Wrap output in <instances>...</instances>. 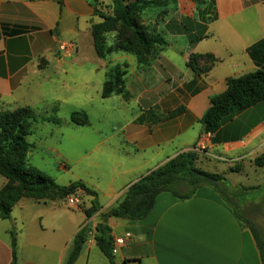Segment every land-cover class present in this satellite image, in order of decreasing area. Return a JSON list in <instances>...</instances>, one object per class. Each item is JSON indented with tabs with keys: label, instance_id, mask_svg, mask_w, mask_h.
<instances>
[{
	"label": "crops",
	"instance_id": "1",
	"mask_svg": "<svg viewBox=\"0 0 264 264\" xmlns=\"http://www.w3.org/2000/svg\"><path fill=\"white\" fill-rule=\"evenodd\" d=\"M96 1L0 0V108L31 107L49 117L63 103L60 91L102 73L106 77L101 61L89 66L78 60L82 44L94 47L92 25L102 22ZM154 1L158 32L170 39L185 35L189 43L166 47L150 66L139 64L133 72L136 92L129 91L136 94L138 112L122 129L123 142L94 148L110 151L108 173L81 180L98 194L101 211L88 219L82 206L68 207L64 200L23 198L11 219L0 218V264L12 261V231L19 264H64L84 226L94 230L100 213L116 207L132 184L181 152H201L208 164L230 160L250 166L264 154V101L227 117L212 133L199 122L211 98L227 90L229 78L263 65L248 49L264 38V0H213L201 10L195 0ZM192 56H197L195 69L189 65ZM90 206L91 200L84 205ZM108 224L114 238L132 234L115 255L117 264H262L251 230L210 187L185 201L162 193L145 220L110 218ZM75 264H110L95 231Z\"/></svg>",
	"mask_w": 264,
	"mask_h": 264
},
{
	"label": "trees",
	"instance_id": "2",
	"mask_svg": "<svg viewBox=\"0 0 264 264\" xmlns=\"http://www.w3.org/2000/svg\"><path fill=\"white\" fill-rule=\"evenodd\" d=\"M198 9L205 5L211 6L213 0H195ZM95 14L102 22L92 25V36L96 54L99 58H106L114 52H127L138 56L139 62L149 65L156 58L152 54V47L161 39H154L146 30L137 23L136 12L141 9L138 1L115 6L113 13H102L97 5ZM121 24L133 32L134 43L142 48L141 52L131 46L132 41H119L114 45H108L107 34L114 27ZM249 55L255 60L259 59L263 65L252 73L227 80V90L216 95L210 100V108L200 119L207 133L219 129L222 121L227 117L251 108L264 101V38L248 49ZM197 56H192L189 65L195 69ZM127 71L120 66L111 67L106 71L102 97L107 99L115 94L128 96L125 88V76ZM178 113V112H176ZM39 120V116L31 107H21L15 110L0 109V175L6 179V184L0 190V218L9 220L15 205L23 198H31L37 202L63 201L70 195L78 196L79 193L91 198V206L82 205L88 219L101 211L98 203V194L89 188L83 181H76L67 186L59 185L53 178L45 175L30 162V153L33 145L29 141L33 125ZM43 121L60 123V120L52 117H44ZM71 122L77 126L89 125V117L86 112H74ZM195 148V147H194ZM198 151H185L176 155L162 166L143 176L132 184L119 204L101 212V222L95 227L88 224L75 236L72 248L64 264H75L83 252L91 233L95 231V241L101 252L108 258L110 264H117L113 254L114 237L108 221L110 218L128 221H143L152 212L157 198L162 193H170L179 200L185 201L193 198L196 192L203 187H210L231 205L237 218L251 230L260 251L262 264H264V232L256 224L246 218L242 210L232 205L227 197L230 190L228 179L223 173L206 171L198 166L201 159ZM254 164L258 168L264 167V154L257 157ZM236 163L229 171L241 173L242 169ZM251 190L255 188H244ZM242 208V207H240ZM12 237V261L18 262V243L15 232Z\"/></svg>",
	"mask_w": 264,
	"mask_h": 264
},
{
	"label": "rangeland",
	"instance_id": "3",
	"mask_svg": "<svg viewBox=\"0 0 264 264\" xmlns=\"http://www.w3.org/2000/svg\"><path fill=\"white\" fill-rule=\"evenodd\" d=\"M136 1L142 6L136 12L137 23L142 25L154 39L162 40L152 46L154 49H152L151 57H153V53L156 57L170 45L188 46L189 39L185 35L170 39L158 32L159 23L153 20L152 13L159 6H156L157 2L154 0H102V2L97 0L96 2L99 6L101 5L100 11L106 14L113 13L115 6L119 4L127 5ZM124 40L132 41L131 46L139 52L142 51L139 44L134 43L133 32L123 28L121 24L116 25L107 34V43L110 46ZM80 48L78 56L80 62H86L90 64L89 66H93L97 61H101L106 67V71L115 66L126 70L125 88L129 94L127 97L115 94L104 99L102 91L106 77L102 73L101 76L92 78L91 82L89 80L86 85L73 84L70 85V90L65 88L60 91V98L63 100L60 109L48 113L49 117L60 120L59 126L43 121L42 118L47 116L42 111L35 110L39 120L33 125L29 137L30 143L34 146L30 154L32 155L30 162L61 185H69L81 180L91 182L97 175L104 177L108 173L110 163L107 162V159L110 151L104 148L97 152L94 148L98 143L115 145L123 142L122 129L133 120L138 112L136 94L132 96L130 93V91L136 92V87L132 85L134 79L132 74L137 71V65L150 66L152 64H142L139 62L138 56L127 52H114L100 60L94 52L93 44L88 42L82 44ZM149 86L151 88V85ZM0 109L7 110L4 107ZM73 112H86L89 115L90 125L77 126L73 124L71 122ZM93 162L99 163L100 167L96 168L91 165ZM208 162L210 160L206 156H201L198 166L206 171L225 174L230 187L226 194L233 206L242 210L240 207L245 201L255 202V204L247 202L242 213L246 218L252 217L258 223L260 230L264 232V167L258 168L245 163V165H239L243 168L241 173H233L229 169L236 162L230 160H213V164H208ZM60 165L65 166L66 169L60 168ZM5 181L6 179L0 175V189ZM244 188L255 189L245 190ZM78 197L81 206L91 200L81 192ZM20 212L19 208L15 209L16 215Z\"/></svg>",
	"mask_w": 264,
	"mask_h": 264
},
{
	"label": "built area",
	"instance_id": "4",
	"mask_svg": "<svg viewBox=\"0 0 264 264\" xmlns=\"http://www.w3.org/2000/svg\"><path fill=\"white\" fill-rule=\"evenodd\" d=\"M65 204L68 207L76 208L80 207V200L78 196L70 195L64 200ZM132 238L131 233H126L123 237H117L114 239V245H113V254L116 255L119 251L120 247H123L126 245V243Z\"/></svg>",
	"mask_w": 264,
	"mask_h": 264
}]
</instances>
